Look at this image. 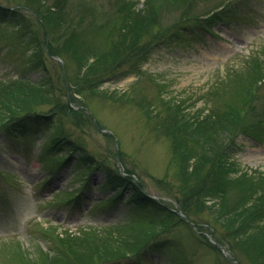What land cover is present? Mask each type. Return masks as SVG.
<instances>
[{
	"label": "rangeland",
	"instance_id": "1",
	"mask_svg": "<svg viewBox=\"0 0 264 264\" xmlns=\"http://www.w3.org/2000/svg\"><path fill=\"white\" fill-rule=\"evenodd\" d=\"M163 1L47 0L36 8L64 12L72 22L71 30L53 31L28 0H0V80L48 85L71 108L61 115L47 106L32 114L36 124L23 121V130L0 132V264L41 263L58 231L113 228L163 215L150 204L138 207L136 190L176 210L181 223L164 232L154 250L110 264H249L233 251L229 233L208 212L191 221L179 209L172 190L176 171L171 143L160 130L179 113L196 120L213 114L206 123L215 127L218 112L234 111L235 93L254 84L255 70L264 66V0H186L184 9L170 11ZM124 2L141 10L138 21L158 19L155 27L160 28L147 36L139 54L130 49L109 66L93 91L82 89L76 81L86 68L80 70L73 47L87 48L91 62L118 45ZM148 3L162 6L159 18L149 16ZM130 95L145 97L144 105L130 103ZM119 98L127 101L115 102ZM251 104L239 134L224 151L226 164L235 170L232 176L264 173V80ZM152 108L147 115L145 110ZM56 138L61 141L55 157L67 158L59 166L51 160ZM111 172L129 182L114 188ZM80 188L84 190L77 197ZM227 196L238 197L234 192Z\"/></svg>",
	"mask_w": 264,
	"mask_h": 264
},
{
	"label": "trees",
	"instance_id": "2",
	"mask_svg": "<svg viewBox=\"0 0 264 264\" xmlns=\"http://www.w3.org/2000/svg\"><path fill=\"white\" fill-rule=\"evenodd\" d=\"M44 1L47 0H28V3L35 7L36 11L40 13L42 21L53 31L57 28L70 29L72 22L67 19L64 12L48 10L42 13L36 8L42 5ZM186 2L188 1L164 0L162 4L165 8L169 7L170 9L167 10L170 11L184 9ZM123 4L125 6L120 9L124 15L119 29L120 40L118 42L121 45L119 48L113 52L108 51L119 44L114 45L115 47L111 46V49L96 58L93 57V60L89 62L91 59L87 48L74 49L73 46L69 45V47H73L71 54L80 61V70L86 68L84 76L76 81L82 89L86 88L87 90L88 88L93 91V87L96 88L101 79L104 78V73L112 65H115L119 58L128 55L130 49L133 48L137 49L135 54H139V48L142 43L146 42L147 36L153 30L160 28V24L155 27V24L159 22L158 19L155 23L146 21V17L142 21H138L137 18L141 10L138 12L132 2H124ZM18 6L19 3L16 8ZM146 8H148V12L150 11V17L155 14V19L159 18L161 12L164 11H161L162 6L152 8L151 3H148ZM158 14L160 15L158 16ZM13 17L15 16L13 15ZM46 53L48 52L45 49ZM42 60V58H38L39 63H42ZM260 62L264 64L262 60ZM263 71V65L258 67L255 70L257 77H252L256 78L255 81L253 80L255 83L252 82L241 92L235 93L234 96L237 101L233 103L234 111L223 109V111L218 112V116L214 117L217 119L214 124L215 127L206 123L213 118V114L196 120V118H192L193 116L184 117L185 115L179 113V117L175 116L166 130H160L171 143V155L176 171L174 176L176 182L172 184V190L176 193L175 198L178 201L179 209L191 221H194V218L203 219L204 214L208 212L210 217L216 219L215 224H220L222 230L229 233L233 251L238 256L245 257L249 264H264V173L258 172V176H250L244 173L232 176V172L235 170L226 164L223 156H225L226 152L224 151L227 150L229 144L239 134L245 116L253 108L251 102L260 82L264 80ZM135 96L130 95V103H136L138 107H142L146 98L139 99ZM57 99V94L52 92L48 85L40 86L21 79L0 80V132L1 130H21V128L23 130L25 124L20 123L23 121L36 124L35 119H31L33 118L32 114L47 106H54L61 115L71 109L68 102L62 103ZM121 101L126 102L127 99L119 98L115 102ZM164 105L170 110L169 102H165ZM229 106L231 107L230 103ZM148 111L153 112L154 109L145 110L147 115ZM43 117L46 122L51 119L49 116ZM152 118L153 120L159 119V116L154 115ZM227 134H231V136L224 144L222 142H224V137ZM212 135L214 138L211 137ZM59 141L61 140L56 138L52 142L51 149L54 150V153L53 155L50 154L52 155V162L58 165L67 162L65 156L57 155L55 157V151L60 150ZM78 146L82 149L81 144L76 145L77 149ZM68 147H74L75 150V146L71 142H68ZM86 160L97 165V162L95 163L92 158L87 157ZM110 175H112L109 177L110 183H116L114 188L129 182L128 178L117 172H111ZM231 192L237 193L238 197L229 198L227 195ZM140 193V190H136L135 204L138 207L150 204V207L162 210L163 215L156 216V218L148 216L137 221L136 224L113 228L88 227L80 229L76 233H72L70 230L58 231L55 235V245L51 247L49 252L43 251L44 259L39 264H110L121 262L130 257L139 258L145 251L154 250L155 247H151L157 242V239L164 232L166 234L176 223H181V216L177 214L176 210L165 208L162 203L150 197L143 198ZM210 198H217L218 200L209 204ZM115 199H118V196ZM206 223H210L209 219H206ZM19 256L26 255L19 254ZM226 263L232 264L229 261Z\"/></svg>",
	"mask_w": 264,
	"mask_h": 264
},
{
	"label": "water",
	"instance_id": "3",
	"mask_svg": "<svg viewBox=\"0 0 264 264\" xmlns=\"http://www.w3.org/2000/svg\"><path fill=\"white\" fill-rule=\"evenodd\" d=\"M220 246V245H219ZM220 248L224 251V248L222 246H220Z\"/></svg>",
	"mask_w": 264,
	"mask_h": 264
}]
</instances>
